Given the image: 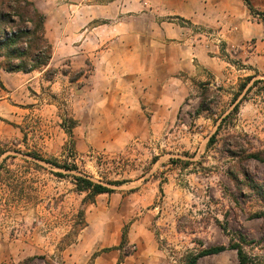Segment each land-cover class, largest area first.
I'll return each instance as SVG.
<instances>
[{"label":"rangeland","instance_id":"rangeland-1","mask_svg":"<svg viewBox=\"0 0 264 264\" xmlns=\"http://www.w3.org/2000/svg\"><path fill=\"white\" fill-rule=\"evenodd\" d=\"M160 3L142 0L144 12ZM260 14L254 16L264 22ZM239 54L235 48L230 55L242 67ZM48 69L11 75L7 88L0 80V103L6 102L0 105V264L32 257L45 258L33 264H72L71 251L82 231L73 230L79 212L84 211L86 222L88 213L94 216L89 205L83 206L85 194L75 191L71 175L79 173L33 156L76 165L104 185L143 178V214L137 219L155 235L163 264H187L202 250L232 243L244 249L251 264H264V163L248 157L264 152V138L236 129L234 121L248 93L232 106L226 89L198 81L183 114L161 136L135 140L114 154L81 153L77 137L70 138L63 124L69 127L73 120L78 126L77 111L87 110L86 103H78L86 101L85 71L90 69L72 70L69 62ZM85 234L89 242L97 235ZM138 243L121 248L123 257L136 253ZM198 264L239 261L237 252L229 250Z\"/></svg>","mask_w":264,"mask_h":264},{"label":"crops","instance_id":"crops-1","mask_svg":"<svg viewBox=\"0 0 264 264\" xmlns=\"http://www.w3.org/2000/svg\"><path fill=\"white\" fill-rule=\"evenodd\" d=\"M31 1L46 18L45 36L53 47L48 67L69 62L72 70L90 69L85 71L86 101L78 103H86L87 110L77 111L72 137L81 153L114 154L135 140L161 136L183 114L198 81L226 89L232 106L248 93L235 128L264 138V22L245 0H163L149 13L142 0ZM251 2L264 13V0ZM207 32L225 35L218 49H206ZM235 48L242 67L232 63ZM19 74L0 68L3 86ZM143 184L138 178L110 186L114 193L101 194L89 205L94 216L87 215L88 225L71 251L72 264H163L155 235L137 219L143 214ZM126 226L127 245L139 243L136 253L123 257L124 251L115 248ZM86 232L97 235L89 242Z\"/></svg>","mask_w":264,"mask_h":264},{"label":"trees","instance_id":"trees-1","mask_svg":"<svg viewBox=\"0 0 264 264\" xmlns=\"http://www.w3.org/2000/svg\"><path fill=\"white\" fill-rule=\"evenodd\" d=\"M249 10L255 15H261L251 4L245 0ZM264 15V14H262ZM46 18L35 7L31 0H0V68L8 73H33L48 69L53 55V47L45 36ZM49 69L47 70V72ZM251 78H247V81ZM204 104V103H203ZM235 110H238L235 108ZM77 122L70 120V126L63 124L66 133L73 137V129ZM258 162L264 163V152L254 153L248 156ZM34 159L45 162L68 173L77 172L79 175H71L75 191L85 194L83 206L92 205L96 197L101 194H112L114 190L110 186L122 185V182H109L106 185L96 183L91 178L79 172L78 167L61 165L57 160L43 159L40 156H33ZM58 177H65V174L57 173ZM79 221L75 222L73 230L81 231L87 227L85 213L79 212ZM76 232V233H77ZM128 244V230L125 228L122 233V243L115 249H121ZM112 249H106L110 251ZM236 251L239 264H251L248 255L239 244H231L229 247L217 246L202 250L199 254L192 256L187 264H198L201 258L216 256L226 251ZM36 260H45L43 257H32L19 264H33Z\"/></svg>","mask_w":264,"mask_h":264},{"label":"built area","instance_id":"built-area-1","mask_svg":"<svg viewBox=\"0 0 264 264\" xmlns=\"http://www.w3.org/2000/svg\"><path fill=\"white\" fill-rule=\"evenodd\" d=\"M205 37L207 38L205 47L207 50L210 51H213L214 49H218L219 45L224 40V34L221 32H207L205 34Z\"/></svg>","mask_w":264,"mask_h":264}]
</instances>
